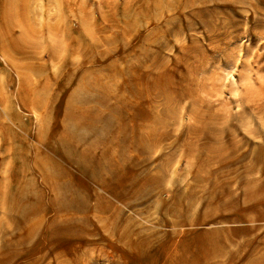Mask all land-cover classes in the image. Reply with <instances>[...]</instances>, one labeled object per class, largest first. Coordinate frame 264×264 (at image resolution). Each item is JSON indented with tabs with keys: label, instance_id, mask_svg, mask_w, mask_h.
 Listing matches in <instances>:
<instances>
[{
	"label": "rangeland",
	"instance_id": "rangeland-1",
	"mask_svg": "<svg viewBox=\"0 0 264 264\" xmlns=\"http://www.w3.org/2000/svg\"><path fill=\"white\" fill-rule=\"evenodd\" d=\"M8 9V23L14 31L7 34L0 25V44H10L14 36L12 39L19 40L23 50L30 48L32 55L40 56L37 62L25 61L0 49V125L2 122L15 137L24 140L23 144L6 140L0 129V264H178L183 250L195 255L203 249L202 232L246 226L201 224L200 217L215 202L228 203L231 197L238 198L239 205H247L242 199L244 191H251L257 200L256 191L264 185V0H247V4L246 0H12ZM69 41L82 45V53L79 49L68 55ZM108 46L114 48L112 56L83 67L63 91L55 93L52 86L45 91V78H50L53 86L57 82L62 87L67 78L63 60L79 64L82 57L95 59L110 49ZM111 61L118 62V66L109 69L112 80L104 76V85L117 99L131 92L139 95L135 99L127 97L131 103L127 98L123 102L129 105V117H136L139 134L148 140L145 166L142 161L140 166H132L137 158L130 149H122L125 160H121L118 146L109 151L112 161L125 172L159 181L161 194L133 207L106 196L91 184L92 190L109 198L114 208L108 215L91 210L83 232L77 231L80 223L70 222L73 226L54 234L48 226L54 217L50 212L41 224V215H37L17 227L20 215L11 210L10 195L22 182L15 179V174L19 173L22 158H26L24 146L29 149L39 145L35 133L43 119L41 110L53 103L61 125L69 97L77 93L80 99L91 95L78 91L82 77L105 75ZM21 80L28 92L22 90ZM36 103L44 109L34 111ZM11 114L20 116L16 122L29 128V137L12 122ZM77 125L84 127L85 120ZM51 148L58 149L57 143ZM34 164L31 160L28 165ZM66 167L77 184L78 169ZM35 171L36 185L44 187L40 170ZM45 194L48 201L50 195ZM91 194L83 191L81 196L94 206ZM175 200L181 204L182 218L166 213ZM116 212L121 218L117 231L110 223ZM98 216L111 219L106 228L97 221ZM177 219L182 220V226H174ZM31 228L35 230L33 235L19 243ZM50 237H56V241ZM246 238L235 244L241 245ZM263 239L261 231L257 240ZM235 247L232 245L229 251ZM198 258L192 262H204ZM250 260L264 262V252L258 259L241 262ZM223 261L218 258L208 264Z\"/></svg>",
	"mask_w": 264,
	"mask_h": 264
},
{
	"label": "bare ground",
	"instance_id": "bare-ground-1",
	"mask_svg": "<svg viewBox=\"0 0 264 264\" xmlns=\"http://www.w3.org/2000/svg\"><path fill=\"white\" fill-rule=\"evenodd\" d=\"M11 3H12V0H1L0 1V5H1V7H0V25L3 26V32H6L7 34L13 33V31H14L13 25L8 23V20L10 18V12H9L8 8H9V5ZM250 3H252V1ZM253 3H255V2H253ZM246 4H247V0H246ZM144 16H145V14H144ZM130 28L128 29V31L131 30ZM9 36H11V35H9ZM12 38L14 39V36ZM12 38L9 40L10 44L9 43L0 44V49L2 51L3 50L8 51V53L12 54V56L14 55L15 58H20L21 60L25 59V61H26V60H30V59L32 60L33 59V61L36 60V62H37L40 55H32L29 52L30 48L23 50L22 46L20 44H18L19 40L15 41ZM2 41H3V39H2ZM108 41H109V39H108ZM20 43H23V42H20ZM111 43H113V42H111ZM24 45H26L25 41H24ZM68 45H69L68 53H67L68 55H72L73 53L76 54V51H78L80 49V47L82 46V45L79 46L80 44L78 45L74 41H69ZM115 45H117V44H114L113 47ZM9 47L15 48V49H11L14 53L9 49ZM108 47L110 48L111 46H108ZM7 48H8V50H7ZM125 48H126V46H125ZM28 49H29V51H28ZM113 49L114 48H110L108 50L105 49V51H107V52H105V51L103 53L101 52L98 55V57L95 56V59H93V58L90 59L87 56L82 57V60L80 61L79 64L70 63V62H68V60L66 61V59L64 58L65 60H63L62 64L61 63L60 64L66 69L65 74H66L67 78L63 80V82L61 84L62 87L60 88V85H58L59 83H57V82H55V86H53L50 83V78L49 79L45 78V80H44L45 84L42 81V83L45 85L44 86L45 91H46V88H50V86H52L51 91L53 90L55 93H56L55 90L63 91L68 86L71 79H73L77 74H79L82 71L83 67L85 68V67H89L91 65L93 66L94 62H97V61H100L101 59L112 56V54L114 52ZM80 50H81L80 52L82 53V48ZM83 51H84V44H83ZM85 52H87V51H85ZM93 52H91V53H93ZM81 55H83V54H81ZM91 56H93V55H91ZM33 61H31V62H33ZM117 64H118V62L113 61L110 64V67L107 68V66H106L105 69L107 71L109 69L112 70L115 68V65H117ZM26 68H28V67H26ZM30 68H32V66ZM43 68H45V67L43 66ZM110 70L105 75L104 74H97V75L91 76L90 78H86V77L83 78L81 76L82 81H81L80 85L77 87L78 91L81 93L82 92L87 93V94L90 93L91 95L88 97L85 96L82 99H80V98H78L79 96L77 95L78 94L77 93V94L71 95L69 97L68 102L66 103L67 104L66 108L64 109V113H63V118H62L63 119V122H62L63 125H62V123H61V125H59L57 123L58 116H57V114H55V105L53 103L50 104L49 108L44 107L45 109L42 108L44 105L42 107L38 103H36L35 106L33 105L34 107H32V108L34 109V111H39V109H44V110H41V112H40L43 115V119L41 120L40 125L38 126V129L36 130V133H35L36 134L35 136H36V139H37V142L39 143V145L34 147V148H32V146L29 147V149H31V150H29L28 148H26L23 145L24 148L26 149V150H24L26 158H22V163L19 167V173L15 174V179H17V181L18 180L22 181L21 183H20V181L18 182L19 183L18 188L15 189L13 191V193L10 195V198L12 199L11 200L12 201L11 210L20 215V217L18 218V221H16L17 227H21L28 220H30L32 217H34V216L36 217L37 215H41L40 219H39V223L41 224L45 221L46 213L50 212L54 217L48 222V226L52 230L54 229V231H55L54 234L60 233L64 230H66L67 228H69V226H73L72 224H70V222L80 223L81 226H79L80 228L78 227L79 230H77V231L83 232L84 229L86 230V226L88 225L87 214L91 210H93V212L95 214H100V215L102 214L103 215V213L106 214L107 212H109L110 210H112L114 208L113 202L109 198H107L106 196L112 197L116 200H120L123 202L125 201L126 203L128 202L129 206L134 207V206L146 204L148 201H150L152 199V197L158 196L161 194V190L159 187V181H157L156 179H153L151 177H148V176H140L139 177V175L136 172H132V171H130V172L126 171L125 172L123 170V167L120 164H115L112 161L111 153L109 151L112 150L111 148L118 146L121 150L122 149H124V150L130 149L132 152L136 153L137 160H134L132 162V166L133 167H136L138 165L140 166L141 161L143 163V161L147 160L146 158L144 159V155L146 154V147L145 146L147 145V143H146L147 139L145 140L139 134V131H141V129L139 128L140 125L136 121V117H132V118L129 117V114L127 113L128 109H129V105L125 104L123 102L124 97L117 99V97L112 96L108 93L109 89H106V85H104L107 82H103V80H105L106 78H108V80L111 79L113 72H110ZM119 74H121V73H119ZM139 75H141V74H139ZM40 76H41V74H40ZM45 76H47L46 73H45ZM104 76H105V79H104ZM129 81H131V80L129 79ZM110 85H111V83H110ZM20 86H21L22 90L26 91L27 85H26L24 80L21 82ZM40 87H43V85H41ZM123 87L126 88V86H123ZM34 90L35 89H33V91ZM47 90H49V89H47ZM110 90H112V89L110 88ZM114 90H116V89H114ZM49 91H47V93ZM26 92H28V91H26ZM42 92H43V90L41 91V93ZM121 92H122V96H123V90ZM32 93H31V95H32ZM37 94H38V92H37ZM49 94L50 93H48L47 95H49ZM116 94L117 93L115 92V95ZM42 96H40V97H42ZM118 96H119V94H118ZM40 97H39V99H40ZM49 97H48V99H49ZM127 97L135 99V98H139V95L136 94L135 92H131L125 98H127ZM84 98H86V99H84ZM110 99H113L114 102H112V103L109 102ZM53 101H55V100H53ZM128 101H129V99H128ZM136 101H137V99H136ZM136 101H134V102H136ZM131 102L129 101V103H131ZM32 103H34V102H32ZM32 103H31V105H32ZM151 108H152V106H151ZM132 109H134V108H132ZM137 110H138V105H137ZM147 112H145V113H147ZM8 113H10V112H8ZM19 117L20 116L17 114H11V119L13 120L12 122L17 124L16 121L19 119ZM146 118H148V117L146 116ZM81 120H85V126L84 127H78V125H77L78 122ZM152 122H154V121H152ZM142 124H143V122H142ZM16 127H18L19 130H21L23 132L25 137L30 136V134L28 132L29 128L21 127L18 124ZM0 129H2L3 132H5L4 139L6 138V140H10L12 142L13 141L14 142H21V144L24 143L23 138H20V137L18 138V136L15 137V135H13L12 131L9 128L4 127L2 122L0 125ZM142 129L145 130V128H142ZM238 139H237V143H238ZM150 140H151V138H150ZM54 142L57 143L58 149H56V150L51 148V146L53 145ZM230 142H232V141H230ZM237 143H235V144H237ZM240 143H242V142H240ZM155 144H156V142H155ZM148 146H149V144H148ZM148 149H149V147H148ZM124 150H122L121 154H120V159L123 161L125 160V151ZM29 155H32V156L27 158ZM140 157H142V158H140ZM31 160L34 161L35 167L34 166L32 167V165L31 166L28 165ZM66 165L68 167H73V168L78 169L80 175L78 177V183L77 184L73 183V180L76 178H74L71 171L68 170ZM145 165L146 164L143 163V166H145ZM131 169H133V168H131ZM35 170H40L39 173L42 176L41 181H42V185L44 187H38L36 185L35 178H36L37 174H36ZM138 170H136V171L138 172ZM150 176H152V175H150ZM91 184H93L94 186L99 188L101 191H103V193H105L106 196L100 195V193L96 194L92 190ZM246 185H249V184L247 183ZM251 185H253L252 182H251ZM83 191L92 193L91 195H92L93 199L96 201L94 206L89 205V203L87 201V197L81 196ZM45 192H48L50 195V198L48 201H46V199H45V196H46ZM256 192H258L257 195L259 194V198L257 200L253 199V195H252L251 191H248V190L244 191L242 199H243V202H248L247 205H244V206L239 205L240 204L238 202L239 199L236 197H231L230 198L231 200L228 203L221 204L220 201L218 203L215 202L216 205H214L213 207L207 208V210H204L203 214H201V217H200L201 224H205V223L208 224V223H212V222H215V223H246V226L244 225V227L226 228L227 230L225 228H222V229L215 231V232H213V231L202 232L200 235V240L203 243V247H202L203 249L202 250L198 249V252H197V254L195 253V255L191 252H188L187 250H185V251L183 250V253H182L183 257L182 256H181L182 258L180 257L181 258L180 263H178V264H194L192 262V259L194 257H195V259H196V257L203 259L204 262H202V260H201V264H208L209 262L214 261L215 259L217 260L218 258L219 259L221 258L224 260L223 262H220V264H264V262H262L260 260H254V261L250 260L248 262H241L244 259L245 260L258 259L261 256L262 251L264 252V248H263L264 247V239L261 240L262 242L261 241L258 242V240H257L260 232L264 231V185L260 189H258V191H256ZM226 199L227 198H225V200ZM157 200H159V199H157ZM164 200H166V199L164 198ZM178 202H179L178 200H175L174 204H173L174 205L173 208L167 209L166 213L168 215L171 214V215L178 216V217L182 218V212H181L182 208H180L181 204ZM211 203H213V202H211ZM150 205H151V203H150ZM207 207H209V206H207ZM178 208H179V211H178ZM155 210H156V208H155ZM74 215H78L79 217L78 218H76L77 216L73 217ZM106 215H108V214H106ZM112 216H114L112 218V220L110 219L112 230L117 231L121 218H120L118 212H116ZM106 217H108V216H106ZM106 217H102V216L97 217V221L100 224H102V226H104V228H106L109 225V221H110ZM199 220H198V223H199ZM128 223H130V222H128ZM187 223H191V222H187ZM174 224H175L174 225L175 227H179V226L183 225L181 219L178 220ZM193 224H194V222H193ZM123 227H124V225H123ZM125 228H127V227H125ZM34 231L35 230L33 228H31L28 235L26 237H23L22 239L18 240V242L23 244L26 240H29L31 235H33ZM122 234H121V236H122ZM121 236H120V238H121ZM245 237H248V239L246 238V239H244L243 242L241 241L242 242L241 245H237V243L235 244L236 241H238L239 239L241 240L242 238H245ZM50 239H52V241H56V237H50ZM214 239H218L219 242L215 241ZM216 242H218V244H216ZM220 243H222V244H220ZM232 245L233 246L236 245V247L232 251H229V248ZM163 252H164V250H163ZM192 255H194V256H192ZM199 258H198V260H200ZM197 263L198 262H196V264Z\"/></svg>",
	"mask_w": 264,
	"mask_h": 264
}]
</instances>
